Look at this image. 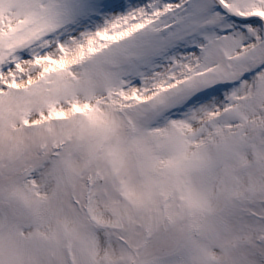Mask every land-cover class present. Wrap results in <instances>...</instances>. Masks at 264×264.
<instances>
[{
	"label": "snow or ice",
	"instance_id": "6c2138e0",
	"mask_svg": "<svg viewBox=\"0 0 264 264\" xmlns=\"http://www.w3.org/2000/svg\"><path fill=\"white\" fill-rule=\"evenodd\" d=\"M0 264H264V0H0Z\"/></svg>",
	"mask_w": 264,
	"mask_h": 264
}]
</instances>
